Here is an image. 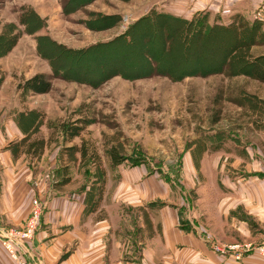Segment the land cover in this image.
<instances>
[{
  "label": "rangeland",
  "instance_id": "1",
  "mask_svg": "<svg viewBox=\"0 0 264 264\" xmlns=\"http://www.w3.org/2000/svg\"><path fill=\"white\" fill-rule=\"evenodd\" d=\"M27 1L0 0V55L9 56L8 62L14 66L11 80L6 82L0 96L5 110L0 109V115L6 114L13 103L26 107L24 102L29 98L18 90L19 83L26 75L44 73L50 78L52 88L46 99L39 101L45 108L38 112L43 122L49 114L46 109L55 112V117L43 127L52 147L60 141L58 121H75L78 117L89 120V125L72 141V145H78L77 150L80 147L83 154V149L86 151L84 155L77 153L82 166H115L109 154L113 147L119 155L127 157L123 162L126 165L139 161L183 184L184 153L194 147L198 155L201 137H231L234 133L243 139L234 144L241 147V152L236 151L240 155L235 152L237 160L224 161L225 169L237 167L236 176L241 183H247L250 165L244 152L251 147L262 151L264 147L260 138L264 128L256 133L249 124L251 117H255L250 111L257 112L255 119L259 122L264 120V81L248 74L250 65L245 60L259 59L264 54V43L252 48L249 44L257 41L256 36L254 39L247 32L241 36L242 30L238 35L220 29L209 38L193 36L190 46L183 50L176 48L171 34L166 36L169 20L154 17L153 12L164 9L163 3L183 16L198 10L193 18L205 17L209 24L223 23L221 19L210 23V13L203 9L207 6L220 9L225 25L238 16L247 21L239 19L240 23L250 24L260 19L264 0H92L71 11L62 9L63 0H30L41 11H56L47 17L31 14L35 10L27 6ZM236 1L245 7L256 6L252 16L247 18L234 12ZM212 15L216 18L218 14ZM260 32L258 40L264 39V27ZM126 33L128 37L124 39ZM43 35L63 43L61 48H52L47 40H42ZM170 38L171 47L165 44L162 48L161 40L167 43ZM237 43L245 45L231 63L222 67L224 53L233 52ZM240 53L246 57L238 60ZM229 58L225 56V60ZM257 65L264 67V59L257 60ZM3 66L0 62V87L5 77ZM237 75L244 77L234 78ZM57 113L61 116H56ZM255 136L256 143H252ZM204 146L212 148L216 144ZM63 151L69 158H56L57 164L64 165L73 156L66 148ZM238 159L240 164H236ZM248 243L251 242L238 245ZM251 244L258 247L264 243ZM253 252L264 258L257 250ZM245 253L234 259L241 260L247 256Z\"/></svg>",
  "mask_w": 264,
  "mask_h": 264
},
{
  "label": "crops",
  "instance_id": "2",
  "mask_svg": "<svg viewBox=\"0 0 264 264\" xmlns=\"http://www.w3.org/2000/svg\"><path fill=\"white\" fill-rule=\"evenodd\" d=\"M27 4L42 17L56 14L55 10L37 9L33 1L28 0ZM161 5L164 9L160 13L185 20L192 19L198 11L183 16L170 6ZM236 5L234 12L247 18L256 9L239 1ZM203 9L210 13V23L219 19L226 22L219 8ZM212 14L218 15L214 18ZM260 14L255 21L263 28L264 10ZM9 58L0 56L5 75L0 96L14 69ZM48 94L30 93L26 96L29 99L24 100L26 107L13 103L6 114H1L3 117L0 115L1 224L21 228L35 197L47 206L30 256L25 254L24 259L40 264H264V258L253 251L236 261L232 251L221 254L214 250V245L264 243V147L262 151L251 147L244 152L250 165L247 183H241L236 176L237 167L225 169L224 161H235L240 155L236 151L241 152V147L234 144L243 142L240 135L230 131L227 133H232L231 137L198 139L202 145L198 155L194 147L184 153L183 184L175 183L165 173L150 170L144 163L122 162L110 168L82 166L77 155L81 152L76 149L78 145H72L73 139L64 140L58 130L62 143L56 141L53 148L43 129L44 123L55 117L52 109H46L48 119L43 122L38 112L45 108L39 101ZM3 106L0 103L1 110ZM250 112L256 117L257 112ZM255 117L249 124L256 132L264 128V120L262 123ZM41 132L44 136L37 135ZM260 138L264 144V135ZM256 140L255 136L254 142L250 141ZM214 143L212 148L204 146ZM221 144L231 146L224 148ZM63 148L75 154H69L73 156L64 165H58L56 158H69ZM236 164H240L239 159ZM50 171L54 173L53 180L49 178ZM35 179L39 180L37 188L32 184ZM0 264H17L1 245Z\"/></svg>",
  "mask_w": 264,
  "mask_h": 264
},
{
  "label": "trees",
  "instance_id": "3",
  "mask_svg": "<svg viewBox=\"0 0 264 264\" xmlns=\"http://www.w3.org/2000/svg\"><path fill=\"white\" fill-rule=\"evenodd\" d=\"M62 1V0H61ZM92 0H67L62 2V9H64L65 11H71V10H75V9H79L81 6H84L87 3H90ZM65 6V7H64ZM31 14L35 15V12H31ZM153 16L154 17H160L163 18L165 20H169L168 24H166L165 26V32H166V36L167 35H172V39L176 40V48H182L183 50L185 48H187L188 46H190V44L192 43L193 40V36L198 37V38H209V36L211 35V33H213V31L215 30H224V31H230V32H234L235 34L238 33L241 34L242 31L243 33L241 34V36L243 34H245L246 32L249 33L251 36H253V38L256 39L257 41H255V43H250L249 46L255 45V44H259L264 42V39L262 38V40H258L259 35L258 33L261 35V24L258 21H255L254 23H244V22H239V19H242L243 21H246L245 19H243L241 16L235 17L229 25H220V24H209L207 22V18L202 17V18H192L190 20H185V19H181V18H177V17H173L171 15L168 14H164V13H160V12H153ZM140 22V20H139ZM247 22V21H246ZM92 23V22H91ZM90 23V24H91ZM138 23V22H136ZM167 27V29H166ZM242 30V31H240ZM256 33V34H255ZM246 36V35H245ZM42 40H47L48 44L52 47V48H61L60 45L56 43L54 40H51L47 35H43L41 36ZM128 37V33L123 34V38L127 39ZM40 41V40H39ZM47 43V42H46ZM40 44V43H39ZM43 45V43H41ZM166 44V47L168 48V46L170 45L171 47V38L169 41H167V43H163V41L161 40V47L163 48L164 45ZM245 44L243 43H237L236 44V48H232L233 52H229L228 54L224 53V59L222 58L221 61V66L225 67L226 65L229 64V62L231 63L233 61V56H235L237 54V51L242 49L244 47ZM51 48V49H52ZM75 50H71V54H75L74 53ZM41 53L43 54L42 50ZM51 55L53 53H50ZM227 55L230 57L229 60L231 59V61H229L228 59L225 60V56L227 57ZM1 56V55H0ZM48 57H50V55H48ZM47 57V58H48ZM246 57L245 54H238L237 59L240 60L242 58ZM53 56L50 57V59H52ZM257 58V57H256ZM248 59L245 60L247 61L246 63H248V65H250V72L248 74H250L252 77L264 81V67H261L260 65H257V60L259 59H264V54L261 55L259 57V59ZM48 59V60H50ZM53 60V59H52ZM50 63L53 64L54 62H52L50 60ZM54 71H57L54 67ZM222 71V70H221ZM190 74V73H185V75ZM208 73L206 72V75ZM185 75H181V78H183ZM191 75V74H190ZM52 88V83L50 78L48 77V75L44 74V73H36L33 76H31L30 78L25 79L23 82L19 83L18 85V90L21 91V94L26 96L28 94H43V93H47L51 90ZM58 125H59V130L61 131L64 140H72L75 137H78L81 132L84 130V128L86 126L89 125V120L82 118V117H78L75 121H67V120H62V121H58ZM82 155L85 154V149H83L84 154L82 152V149H78ZM109 154H110V158L112 161L113 165H117L120 164L122 162H124L125 160H127V157L123 156V155H119L118 152L116 151L115 148H111L109 150ZM137 163H142V162H136L133 164H137Z\"/></svg>",
  "mask_w": 264,
  "mask_h": 264
},
{
  "label": "built area",
  "instance_id": "4",
  "mask_svg": "<svg viewBox=\"0 0 264 264\" xmlns=\"http://www.w3.org/2000/svg\"><path fill=\"white\" fill-rule=\"evenodd\" d=\"M48 175L51 180L54 179V173L52 171H50ZM32 184L33 187L37 188L39 186V180L35 179ZM46 207L45 201L35 197L32 199L30 213L21 228H6L0 222V245L17 264H40L37 261H27L23 256H25V254L30 256V247L39 229L41 216ZM214 250L221 254L232 251L235 259H240L242 253H248L252 250H257L264 256V244L258 247H254L251 243L245 246H240L238 244L228 246L214 245Z\"/></svg>",
  "mask_w": 264,
  "mask_h": 264
}]
</instances>
